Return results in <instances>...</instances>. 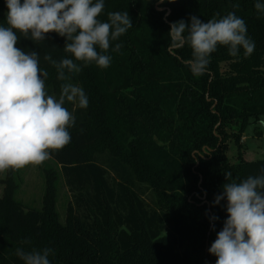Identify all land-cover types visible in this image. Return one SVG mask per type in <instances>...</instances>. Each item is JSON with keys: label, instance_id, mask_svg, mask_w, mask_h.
Instances as JSON below:
<instances>
[{"label": "trees", "instance_id": "trees-1", "mask_svg": "<svg viewBox=\"0 0 264 264\" xmlns=\"http://www.w3.org/2000/svg\"><path fill=\"white\" fill-rule=\"evenodd\" d=\"M254 3L105 0L102 21L108 12L128 11L133 27L112 43L122 48L109 50L110 67H83L72 79L89 106L66 104L76 117L71 143L49 149L72 197L65 221L56 212L54 170L44 172L40 210L14 199L16 169L5 170L0 264H23L18 247H51L52 264H216L208 249L227 218L226 201L213 206L224 173L239 180L264 171V160L231 163L225 154L230 140L240 148L250 121L264 116V15ZM7 11L0 0V23ZM231 11L245 20L253 53L231 57L220 47L205 74L194 77L186 64L190 49L169 48L170 23L192 15L206 22ZM64 45L55 33L40 44L21 36L17 44L40 55L50 94L58 95L62 82L43 56L60 59Z\"/></svg>", "mask_w": 264, "mask_h": 264}, {"label": "clouds", "instance_id": "clouds-1", "mask_svg": "<svg viewBox=\"0 0 264 264\" xmlns=\"http://www.w3.org/2000/svg\"><path fill=\"white\" fill-rule=\"evenodd\" d=\"M5 5L6 20L0 23V172L41 165L52 156L49 149L61 150L71 143L69 129L76 117L66 104L89 106L87 94L72 82L73 77L90 65L110 67L109 50L122 48L121 43L114 47L112 43L133 27L128 11L108 12L107 21H102L105 0H5ZM254 8L258 16L264 15V2L255 0ZM50 33L65 38V56L58 60L51 53L43 56L62 82L58 95L49 93V73L40 67V55L17 47L21 36L40 44ZM168 35L170 49H190L186 64L194 77L205 74L220 47L231 57H239L241 50L247 57L255 47L245 20L235 11L217 13L206 22L196 15L171 22ZM258 123L264 127V118ZM224 176L226 182L213 206L226 201L227 218L208 252L216 264H264V171L239 180L232 179L231 172ZM15 254L23 264H52L55 251L18 247Z\"/></svg>", "mask_w": 264, "mask_h": 264}, {"label": "rangeland", "instance_id": "rangeland-1", "mask_svg": "<svg viewBox=\"0 0 264 264\" xmlns=\"http://www.w3.org/2000/svg\"><path fill=\"white\" fill-rule=\"evenodd\" d=\"M262 118L264 116L255 121H250L241 139L240 148L232 140L228 142L225 154L231 163H237L239 160L246 162L264 160V127H261L258 123ZM233 131L235 132L236 128ZM48 169L54 170L57 174L55 183L56 212L59 222L64 223L67 206L71 203L72 197L64 184L60 169L50 158L41 165L29 164L16 169L13 176V181L16 184L14 199L25 209L40 210L45 185L44 172ZM4 178L5 171L2 172L0 180L3 181ZM2 190L3 184L0 183V196ZM145 199L149 200V195H145Z\"/></svg>", "mask_w": 264, "mask_h": 264}]
</instances>
